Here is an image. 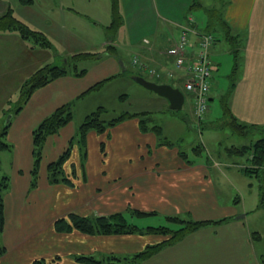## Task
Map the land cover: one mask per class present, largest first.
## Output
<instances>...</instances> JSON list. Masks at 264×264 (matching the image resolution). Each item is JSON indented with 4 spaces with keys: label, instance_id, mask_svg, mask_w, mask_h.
<instances>
[{
    "label": "crops",
    "instance_id": "0c3cea01",
    "mask_svg": "<svg viewBox=\"0 0 264 264\" xmlns=\"http://www.w3.org/2000/svg\"><path fill=\"white\" fill-rule=\"evenodd\" d=\"M40 1V7L36 8V0L19 3L0 0V16L11 11L50 41V47L34 45L18 31L0 29V114L19 98L22 81L37 68L58 64L59 59L66 63L67 56L81 51L100 52L102 57L82 65L87 67L82 74L69 72L37 87L12 116L7 132L12 148L0 151V173L10 177L5 193V227L1 238L4 251L0 253V264H33L36 259H44L45 264H89L76 256L108 253L131 256L162 240L163 236L148 232L89 234L76 228L59 232L54 226L58 218L70 213L93 216L117 212H123L128 221L143 229L147 226L135 223V218L150 215L168 220L171 216L227 218L188 234L139 264H264V249H259L264 244V224L258 220L264 219V209L258 208V180L243 170L248 153L239 149L248 139L240 145L224 147L218 138V145H214L216 152L207 148L204 154L201 149L194 151L196 156L192 157L167 137L162 138L153 130H142L139 118L132 116L104 132L89 131L85 147L79 143L71 145L64 172L73 185L50 182L48 165L75 137L80 123L77 116L47 138L37 184L31 186L32 136L41 120L71 101H75L76 110L80 106L88 114L94 108L86 107V100L98 92L89 91L90 87L103 80L106 83L109 81L106 79L115 75L119 78H127L129 72L137 75L140 71L134 57L163 73L171 69L167 65L173 57L167 50L179 39L182 27L194 26L198 31L213 33L199 27L195 8L204 12L206 28L223 30L226 36H234L240 46L237 58L233 47L228 48L233 67L226 75L228 85L222 86L224 89L218 96L215 90L223 79L215 75L212 78L211 101L214 94L221 111L210 117L211 104L205 123L215 124V119L221 118L225 99L239 121L264 125V0H219V5L211 0V6L209 0H117L121 22L111 38L106 29L112 22V0H104L102 5L109 22L99 19L93 10L86 11L84 3L79 4L78 0ZM85 1L86 5L92 2ZM210 16L214 17V23ZM83 20L87 23L92 20L90 26L103 28L105 41L102 38L86 41L81 35ZM194 36L192 41L196 39ZM215 36L210 57L217 71L218 61L212 55L225 52L227 47L220 36ZM194 50L190 48L191 52ZM237 59L239 63L235 64ZM151 79L183 88L180 76L171 79L162 74L161 78ZM191 98L185 95V102L188 99L192 106ZM153 99L169 104L162 96ZM184 116L193 125V118ZM258 135L261 136L260 132ZM254 180L257 190L252 191ZM253 214L254 226L248 219ZM254 231L260 233L259 239L252 237Z\"/></svg>",
    "mask_w": 264,
    "mask_h": 264
},
{
    "label": "trees",
    "instance_id": "16d2710c",
    "mask_svg": "<svg viewBox=\"0 0 264 264\" xmlns=\"http://www.w3.org/2000/svg\"><path fill=\"white\" fill-rule=\"evenodd\" d=\"M196 1H194L195 4ZM112 22L107 27V36L113 37L116 30L118 29L121 17L118 11L117 0H112ZM211 17V16H210ZM211 23H214L215 19L211 17ZM0 29L2 30H15L20 33V35L34 45H40L43 47H50V41L40 32L35 31L28 27L27 24L17 19L11 11L0 16ZM231 40L232 47L234 49V56L237 58V53L240 51L239 42L234 36H227ZM75 62L92 59L96 60L102 57L100 52L93 51H81L73 54ZM71 61L67 62L70 63ZM72 63V62H71ZM238 59L235 64H238ZM69 70V65H48L45 64L37 68L32 74L26 77L19 90V98L17 103H14V107L7 109V115L18 112L26 103L32 92L39 86L45 85L48 82L54 80L55 78L72 72L74 74H82L86 71L87 67L78 68L77 64H71ZM70 65V66H71ZM130 76L134 73H130ZM116 76V75H115ZM110 77L106 80H110ZM105 83L101 81L90 87L89 91L98 90ZM124 98V94L121 95ZM75 101L67 102L59 106L55 111L46 116L33 130V154H34V166L32 169V183L31 186L37 184L39 176V166L40 161L43 158V147L50 135L58 133L63 126L68 124L74 119L73 107ZM223 113L217 124H213L210 128L215 127H227L233 133L237 135H248L251 132H260L261 136L256 139H250V141L240 146V150L248 153V161L245 163L243 170L250 176L256 177L258 180V208L264 209V125H256L253 123H244L238 120V118L231 112L230 108L227 107L224 102H222ZM108 109L104 106H98L95 110L89 112L84 119L79 123L78 129L75 137L70 142L69 147L54 161L50 162L48 165V179L50 182H65L69 185H73V181L64 172V163L69 156L71 145L75 143L81 144L85 147L86 135L89 131H97L99 133L104 132L111 126L128 119L132 116H137L139 118L140 127L142 130H153L159 135L162 134V127L153 122L150 124L151 119H149L146 112H135V111H124L116 117L106 118L104 117L105 112ZM6 115V117H7ZM0 120V151L11 150L12 145L7 140V132L10 126V121L7 118ZM205 124L204 120H198V122ZM192 126L200 128L197 122H192ZM208 126L203 125V127ZM201 145L195 146L194 151L197 152ZM85 152L83 151V157ZM10 186V177L7 174L0 173V253L4 251V246L1 245V237L5 227V193ZM137 212V210H134ZM140 213V211H139ZM142 213V212H141ZM169 220L179 225L177 228H172L167 225L160 226H147L146 229L139 227L130 221L123 212H117L109 215H93L84 216L78 213H70L67 217H60L55 221V229L59 232H69L76 228L82 232L89 234H123V233H154L163 236L162 240L146 245L142 250L135 252L131 256H121L114 253L103 254L101 256L95 255H78L76 259L81 262H86L89 264H139L145 259L151 257L164 247L168 245L175 244L176 242L183 239L188 234L210 224H217L227 220L226 217L219 219H194L192 217H179L171 216ZM254 239L260 238V233L254 231L251 233ZM33 264H45L44 259H36Z\"/></svg>",
    "mask_w": 264,
    "mask_h": 264
},
{
    "label": "rangeland",
    "instance_id": "374dc122",
    "mask_svg": "<svg viewBox=\"0 0 264 264\" xmlns=\"http://www.w3.org/2000/svg\"><path fill=\"white\" fill-rule=\"evenodd\" d=\"M10 1H12L13 3H19L20 0H10ZM84 1L85 0H78V3L79 4L81 2L84 3L85 5L84 8H86L85 9L86 11H88V9L93 10V12H95L96 15L98 14L99 19L103 20L104 22H109L105 12L102 10V5L104 0H92V2L90 4L87 3V5L85 4L86 1L85 2ZM210 1L211 0H209L208 2L209 5L211 6ZM40 2H41L40 0H36V4L38 5L35 6L36 8L40 7ZM214 2H215L214 4L219 5V0H214ZM200 10H201L200 8L194 9V14L197 16L198 21L200 23L199 27L202 30L207 29L209 31H212L213 34L220 36L219 38L221 39L222 43L227 47V50L225 52L221 50L220 53H213L212 55V58L218 61V70L215 72V77L219 80L223 79V81L219 83L218 89L215 90V95L218 96V93H220V91L223 90L224 87L226 88V85H228V80H226L227 78L226 75H228L231 72L233 67V57L228 50V48L232 46V43L231 40L226 41L227 36L223 30L219 28L212 30L206 28L207 18L204 12ZM92 22H93L92 20H89L88 23L90 24H88L87 22L84 21L85 27L83 28L81 27V31H83L81 34L82 37L83 38L85 37L84 39L86 41L98 40V38L99 39L102 38L105 41V34L103 28H99V27L96 28L97 26H90L93 25L91 24ZM220 47H222V45ZM66 60L67 62L69 61L72 62V63L71 62L68 63L69 70H71V67H74V65L71 64L76 63L78 65V68H82L83 67L82 65L85 66L86 62L92 61V59H87V60L75 62L73 54L67 56ZM56 62H58L57 65L68 66L67 63H64L60 59ZM48 65H53V63H49ZM167 66L172 69H176L174 57H173V61L171 60L170 64ZM180 73H181L180 71H177L176 76L179 77L178 74ZM161 80L163 81L164 79ZM97 91L98 92H93L94 95L86 100L85 103L86 107L90 108L93 106L94 109L92 110H95L98 106H104L105 108L108 109L104 114V117L106 118L116 117L122 112L127 110L135 111V112H146L148 115L147 117L151 119L150 124H153V122H155L162 127L163 130L161 134L162 138L167 137L176 146L187 151L189 155H191L192 157L196 156L193 147L198 145L199 146L201 145V148H198L197 151L203 149L204 154H206L207 148L216 152L215 150L216 148H214V145H218L216 143V140H218V138H220L221 141V143L219 144L225 147L236 143L240 145L241 143L246 142L247 139L249 141L250 139H256L260 136L258 135V133L255 132H251L245 136H240L233 133L227 127H222V128L218 127L217 128L218 131L213 130L210 128V126H212L213 124H209V123H207L208 126L202 128V126L206 125V123L203 124L202 122L200 123V121L198 122V119H196L195 116L194 106L189 105L188 99H186V102L181 109H171L166 100H163L162 102L153 99V97L157 98L160 96L156 92L146 88L145 86L137 82L130 75L127 76V78H119L116 76L113 80L106 81L105 86H103L101 90L98 89ZM122 94H124V98L121 97ZM17 100L11 102L12 103L11 107L15 106L14 103H17ZM96 102H100V104L97 106L95 105ZM211 104H212V109L210 111L211 113L209 114L210 117L220 114L219 111H221V105L219 100L215 99L214 94ZM9 107L10 106H8V108ZM6 111L0 114V120H3L6 117L7 115ZM86 112H87L86 108L79 106L78 110H76V105H74L73 107L74 119H76L78 116L79 122H81L84 119V117L87 115ZM184 115H187L188 119L193 118V123L197 122L200 128L198 129L195 126L189 125L188 122H186L185 119L186 116ZM216 120L217 118L215 119V121ZM215 124L217 123L215 122ZM254 184L255 185L252 187V191H254L257 187L256 180H254ZM252 217H255V214L249 216L248 219L250 225L254 226L251 220ZM258 221H261L264 224L263 218L262 220L260 219ZM134 222L141 226L167 225L172 228H177L179 226L174 222L165 219V217L157 216V215L144 216L141 219L135 218ZM262 235H264L263 231H262ZM263 243H264V239H263ZM1 245L4 246L3 244ZM259 249L260 250L264 249V244L260 245Z\"/></svg>",
    "mask_w": 264,
    "mask_h": 264
},
{
    "label": "built area",
    "instance_id": "2783aa9c",
    "mask_svg": "<svg viewBox=\"0 0 264 264\" xmlns=\"http://www.w3.org/2000/svg\"><path fill=\"white\" fill-rule=\"evenodd\" d=\"M193 35L196 36L194 41ZM215 40L216 37L211 32L198 31L194 26H184L179 39L167 50L168 55L174 57L176 69H167L164 74L174 78L177 77V71L181 72L178 75L185 92L192 97L198 120L203 119L211 104L212 78L216 71L210 57V47ZM191 47L195 48L193 52L190 51ZM133 62L150 76H162V71L149 66L139 57H134Z\"/></svg>",
    "mask_w": 264,
    "mask_h": 264
},
{
    "label": "water",
    "instance_id": "95a60500",
    "mask_svg": "<svg viewBox=\"0 0 264 264\" xmlns=\"http://www.w3.org/2000/svg\"><path fill=\"white\" fill-rule=\"evenodd\" d=\"M131 77L146 88L156 92L159 96L167 98L171 109H181L183 107L185 94L181 88L173 86L170 83H159L142 75H132ZM11 119L12 113L8 115L7 121ZM242 216L245 215L243 214Z\"/></svg>",
    "mask_w": 264,
    "mask_h": 264
}]
</instances>
